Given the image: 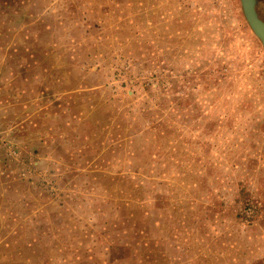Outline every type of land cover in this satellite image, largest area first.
<instances>
[{
  "label": "rangeland",
  "instance_id": "obj_1",
  "mask_svg": "<svg viewBox=\"0 0 264 264\" xmlns=\"http://www.w3.org/2000/svg\"><path fill=\"white\" fill-rule=\"evenodd\" d=\"M0 264H264L240 0H0Z\"/></svg>",
  "mask_w": 264,
  "mask_h": 264
},
{
  "label": "water",
  "instance_id": "obj_2",
  "mask_svg": "<svg viewBox=\"0 0 264 264\" xmlns=\"http://www.w3.org/2000/svg\"><path fill=\"white\" fill-rule=\"evenodd\" d=\"M243 15L254 33L264 45V21L256 11V0H240Z\"/></svg>",
  "mask_w": 264,
  "mask_h": 264
}]
</instances>
